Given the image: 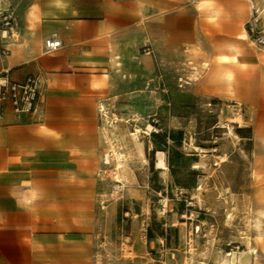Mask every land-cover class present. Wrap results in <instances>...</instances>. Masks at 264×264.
<instances>
[{
    "label": "crops",
    "instance_id": "crops-1",
    "mask_svg": "<svg viewBox=\"0 0 264 264\" xmlns=\"http://www.w3.org/2000/svg\"><path fill=\"white\" fill-rule=\"evenodd\" d=\"M6 1L20 38L0 56V72L16 82L39 74L44 89L38 114L16 119L6 105L0 120V264H96L105 243L95 209L98 108L111 72L140 49L162 60L205 59L209 70L256 65L246 46L249 0ZM51 36L61 46L46 53ZM197 86L214 93L206 78ZM142 243L128 241L137 257Z\"/></svg>",
    "mask_w": 264,
    "mask_h": 264
},
{
    "label": "rangeland",
    "instance_id": "rangeland-1",
    "mask_svg": "<svg viewBox=\"0 0 264 264\" xmlns=\"http://www.w3.org/2000/svg\"><path fill=\"white\" fill-rule=\"evenodd\" d=\"M255 8L264 33V3ZM247 22L256 65L209 70L205 59L140 49L111 72L99 103L96 264H264V45ZM203 78L213 94L198 91Z\"/></svg>",
    "mask_w": 264,
    "mask_h": 264
},
{
    "label": "built area",
    "instance_id": "built-area-1",
    "mask_svg": "<svg viewBox=\"0 0 264 264\" xmlns=\"http://www.w3.org/2000/svg\"><path fill=\"white\" fill-rule=\"evenodd\" d=\"M193 2L197 0H192ZM250 17L248 20L250 32L253 34V44L260 48L264 45V33L256 26L257 9L249 0ZM20 38L18 17L15 10L6 0H0V56L5 58L10 54V47ZM61 46V41L54 37L44 40V52H55ZM44 89V79L41 75H28L24 81L16 82L9 78L8 71L0 72V120L3 118L5 106L9 105L16 119L27 114H38L40 99ZM99 114L103 107L99 106Z\"/></svg>",
    "mask_w": 264,
    "mask_h": 264
},
{
    "label": "bare ground",
    "instance_id": "bare-ground-1",
    "mask_svg": "<svg viewBox=\"0 0 264 264\" xmlns=\"http://www.w3.org/2000/svg\"><path fill=\"white\" fill-rule=\"evenodd\" d=\"M113 152L115 153V150ZM104 160H105V163L108 162V155H105ZM156 165H157V168L158 169H163L165 167V163L163 161V156H162V153L161 152L158 153V159H157V164ZM115 178L117 180L118 179V176L115 175Z\"/></svg>",
    "mask_w": 264,
    "mask_h": 264
}]
</instances>
